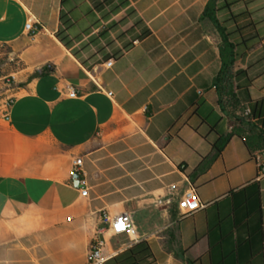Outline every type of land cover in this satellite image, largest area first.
<instances>
[{"label":"crops","instance_id":"1","mask_svg":"<svg viewBox=\"0 0 264 264\" xmlns=\"http://www.w3.org/2000/svg\"><path fill=\"white\" fill-rule=\"evenodd\" d=\"M62 1L0 0V264H88L106 212L131 213L137 226L106 234L110 257L147 240L149 264H264L255 153L234 136L196 171L231 130L215 85L221 38L203 16L209 0H70L66 10ZM229 2L218 17L237 44L241 107L264 121V0ZM173 183L176 198L159 205ZM190 183L206 206L181 218Z\"/></svg>","mask_w":264,"mask_h":264},{"label":"trees","instance_id":"2","mask_svg":"<svg viewBox=\"0 0 264 264\" xmlns=\"http://www.w3.org/2000/svg\"><path fill=\"white\" fill-rule=\"evenodd\" d=\"M220 2L224 3L222 8H228L231 5L229 0H209L203 16L209 18L214 23L221 38L222 66L215 78V85L219 92V103L229 117L231 130L228 134L220 136L214 145V153L203 159L196 170L197 172L207 171L212 163L222 155L223 150L234 136L241 137L253 154L264 148V121H260V115L257 113L255 106L251 108V114L249 115L244 114V109L241 107V100L235 85L236 74L234 71L238 55L237 44L232 39L234 33L229 31L218 17V12L221 9ZM62 3L65 10L66 8H70V0H63ZM124 3L125 1L121 2L118 7ZM73 10L70 12H73ZM232 18L235 19L236 17L233 15ZM61 20L63 25H67V12H64V10ZM67 30L68 28L61 29L58 32V37L66 45H69L70 42L67 40L69 35H65ZM153 259L154 254L149 242L141 240L116 256L111 257L105 264H149Z\"/></svg>","mask_w":264,"mask_h":264},{"label":"built area","instance_id":"3","mask_svg":"<svg viewBox=\"0 0 264 264\" xmlns=\"http://www.w3.org/2000/svg\"><path fill=\"white\" fill-rule=\"evenodd\" d=\"M27 30L31 33L32 37L39 31V22L35 21V18H31L26 23ZM109 65L112 64L110 60ZM15 77L12 75L4 79L7 86H12ZM111 94V93H110ZM69 95L75 97L78 95L76 87L73 85L69 86ZM13 99H10L7 103V107L11 106ZM243 113L246 115L251 114V108L246 107L243 110ZM255 159L259 167V174L264 175V148L255 152ZM74 174L79 175L80 190L83 196L88 195V180L86 178V173L83 169V160L82 158H77L74 161ZM178 186L173 183L168 186V194L166 197L158 201L159 205L170 204L176 198ZM178 205L180 209L181 218L188 217L196 213L197 211L203 209L206 206V203L202 202L196 187L190 183L188 188L180 195L178 199ZM111 232L113 235H136L137 226L134 220V217L131 213H121L118 215H112L108 212L103 214L102 217V226H100L96 233L94 234L91 240V248L89 255L88 264H105V262L111 257L105 253V249L108 244L106 234Z\"/></svg>","mask_w":264,"mask_h":264},{"label":"water","instance_id":"4","mask_svg":"<svg viewBox=\"0 0 264 264\" xmlns=\"http://www.w3.org/2000/svg\"><path fill=\"white\" fill-rule=\"evenodd\" d=\"M75 176H76L77 178H79V175H78V174H76Z\"/></svg>","mask_w":264,"mask_h":264}]
</instances>
